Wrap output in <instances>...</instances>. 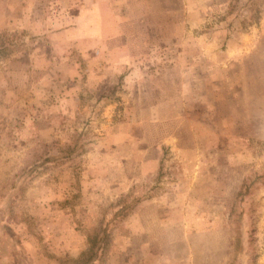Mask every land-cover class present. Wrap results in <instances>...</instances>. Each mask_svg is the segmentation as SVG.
Listing matches in <instances>:
<instances>
[{"label":"rangeland","instance_id":"rangeland-1","mask_svg":"<svg viewBox=\"0 0 264 264\" xmlns=\"http://www.w3.org/2000/svg\"><path fill=\"white\" fill-rule=\"evenodd\" d=\"M0 264H264V0H0Z\"/></svg>","mask_w":264,"mask_h":264},{"label":"crops","instance_id":"crops-1","mask_svg":"<svg viewBox=\"0 0 264 264\" xmlns=\"http://www.w3.org/2000/svg\"><path fill=\"white\" fill-rule=\"evenodd\" d=\"M183 1H186V0H183ZM171 11H174L173 9H171Z\"/></svg>","mask_w":264,"mask_h":264}]
</instances>
